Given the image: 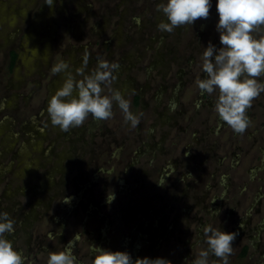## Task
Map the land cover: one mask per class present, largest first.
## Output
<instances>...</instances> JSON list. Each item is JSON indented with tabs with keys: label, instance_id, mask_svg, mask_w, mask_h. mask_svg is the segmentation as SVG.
<instances>
[{
	"label": "rangeland",
	"instance_id": "rangeland-1",
	"mask_svg": "<svg viewBox=\"0 0 264 264\" xmlns=\"http://www.w3.org/2000/svg\"><path fill=\"white\" fill-rule=\"evenodd\" d=\"M157 3L0 0V211L25 264L66 245L81 264L95 246L191 264L207 224L237 232L229 260L246 243L241 264H264V92L244 133L221 121L216 93L196 84L205 46H221L215 0L206 19L172 32L158 29ZM86 55L89 72L99 59L119 65L105 93L130 99L136 127L115 103L106 120L51 123L48 99L65 79L53 67L66 61L80 79Z\"/></svg>",
	"mask_w": 264,
	"mask_h": 264
},
{
	"label": "clouds",
	"instance_id": "clouds-1",
	"mask_svg": "<svg viewBox=\"0 0 264 264\" xmlns=\"http://www.w3.org/2000/svg\"><path fill=\"white\" fill-rule=\"evenodd\" d=\"M49 5L53 0H45ZM218 12L216 30L220 44L209 42L202 52L204 78L196 84L201 93H216L214 108L221 121L226 122L236 133H244L249 126L248 108L254 98L264 92V0H215ZM213 0H159L156 8L166 19L157 25L162 32H172L176 27L194 24L198 18H207ZM88 56L76 71L77 79L69 71L66 61L53 67L54 72H65L63 83L49 97L47 112L53 125L63 131L82 125L92 116L106 120L113 116V105H118L124 119L136 127L141 114L131 110V101L118 88L111 85L117 78V63L99 59L94 70L86 71ZM15 221L7 211H0V264H25V256L14 247L8 238L15 231ZM206 247L200 249L191 264H210L209 257L220 258V264H228L233 252L237 232L203 226ZM91 264H170L165 256H138L133 258L126 249H111L95 246L91 251ZM47 264H81L71 246L48 253Z\"/></svg>",
	"mask_w": 264,
	"mask_h": 264
},
{
	"label": "flooded vegetation",
	"instance_id": "flooded-vegetation-1",
	"mask_svg": "<svg viewBox=\"0 0 264 264\" xmlns=\"http://www.w3.org/2000/svg\"><path fill=\"white\" fill-rule=\"evenodd\" d=\"M230 213V212H229ZM247 218V216H246ZM259 224V229H263L264 228V220H262L261 222L258 223ZM200 226V225H199ZM199 229V228H198ZM260 238V237H259ZM252 240L251 244H253L256 249L258 248V245L256 244V242L254 241L255 239H250ZM146 241V240H145ZM248 248V244L244 243L243 246L240 248V251L237 255H239L237 258L235 259H231L228 261V264H241L242 262V258L246 255V249ZM215 259H217V257H215ZM217 264H220V262H218Z\"/></svg>",
	"mask_w": 264,
	"mask_h": 264
},
{
	"label": "trees",
	"instance_id": "trees-1",
	"mask_svg": "<svg viewBox=\"0 0 264 264\" xmlns=\"http://www.w3.org/2000/svg\"><path fill=\"white\" fill-rule=\"evenodd\" d=\"M16 56H17L16 52L13 51L12 54H11L10 62H9L10 68L13 67V65L15 63V60H16Z\"/></svg>",
	"mask_w": 264,
	"mask_h": 264
}]
</instances>
